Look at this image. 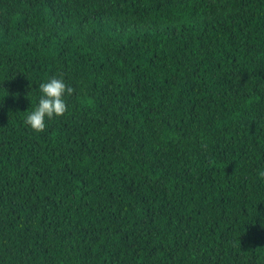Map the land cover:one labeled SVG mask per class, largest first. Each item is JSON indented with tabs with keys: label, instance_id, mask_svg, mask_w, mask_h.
I'll return each mask as SVG.
<instances>
[{
	"label": "trees",
	"instance_id": "obj_1",
	"mask_svg": "<svg viewBox=\"0 0 264 264\" xmlns=\"http://www.w3.org/2000/svg\"><path fill=\"white\" fill-rule=\"evenodd\" d=\"M261 172L264 0H0V264H264Z\"/></svg>",
	"mask_w": 264,
	"mask_h": 264
},
{
	"label": "clouds",
	"instance_id": "obj_2",
	"mask_svg": "<svg viewBox=\"0 0 264 264\" xmlns=\"http://www.w3.org/2000/svg\"><path fill=\"white\" fill-rule=\"evenodd\" d=\"M37 88L39 95L31 110L25 111V122L31 129L43 131L50 119L67 111V97L73 88L59 74L43 79ZM260 175L264 176V172Z\"/></svg>",
	"mask_w": 264,
	"mask_h": 264
}]
</instances>
